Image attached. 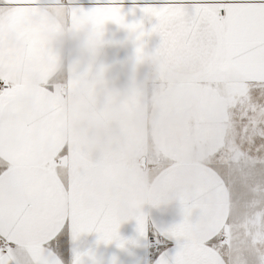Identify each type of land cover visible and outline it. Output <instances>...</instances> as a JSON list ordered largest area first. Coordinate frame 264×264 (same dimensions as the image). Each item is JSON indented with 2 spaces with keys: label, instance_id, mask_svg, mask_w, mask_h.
Wrapping results in <instances>:
<instances>
[{
  "label": "crops",
  "instance_id": "obj_1",
  "mask_svg": "<svg viewBox=\"0 0 264 264\" xmlns=\"http://www.w3.org/2000/svg\"><path fill=\"white\" fill-rule=\"evenodd\" d=\"M133 2L66 0L68 19L62 0H0V56L21 81L6 115L54 127L91 196L127 211L141 204L158 219L192 200L206 222L222 200L233 208V179L239 167L251 169L241 155L248 144L230 125L228 99L196 65L164 52ZM141 74L153 101L134 84ZM149 146L173 167L154 185L133 165ZM120 231L136 235L133 223ZM98 239L94 232L69 237L66 264L73 248L103 264L113 256L134 264L143 255V247L125 251Z\"/></svg>",
  "mask_w": 264,
  "mask_h": 264
},
{
  "label": "snow or ice",
  "instance_id": "obj_2",
  "mask_svg": "<svg viewBox=\"0 0 264 264\" xmlns=\"http://www.w3.org/2000/svg\"><path fill=\"white\" fill-rule=\"evenodd\" d=\"M135 2L164 52L196 65L228 99L230 125L248 144L242 158L253 179L264 178V0ZM20 87L0 56V264H66L69 237L77 241L93 232L98 243L125 251L143 247L134 264H264V199L253 200L251 216L238 223L227 199L205 222L192 200L158 219L141 204L127 211L93 197L54 127L6 115ZM126 223L134 224L132 238L121 235ZM71 264L103 261L73 248Z\"/></svg>",
  "mask_w": 264,
  "mask_h": 264
},
{
  "label": "rangeland",
  "instance_id": "obj_3",
  "mask_svg": "<svg viewBox=\"0 0 264 264\" xmlns=\"http://www.w3.org/2000/svg\"><path fill=\"white\" fill-rule=\"evenodd\" d=\"M133 1V6H135L137 9H141V5L135 2V0ZM63 3L67 10V18L70 19L71 12L68 9L69 3L66 4L65 1H63ZM145 78L146 77L141 74V78L135 81L134 84L141 89L147 101H153V97H149V88L144 84ZM66 87V85L62 86V89ZM58 88L60 89V85ZM169 164V162L164 161L160 157L155 148L150 146L143 149L133 161L134 167L141 172L143 177L147 179L150 184L152 183L153 185L163 170L173 168ZM233 180L236 182V202L233 203V216L238 223H243L251 216L252 212L254 211V209H252L250 206L251 202L255 199H264V193H258V188L260 187V184L264 183V178L257 176L256 179H253L250 169L243 170L239 167L238 176ZM144 253L145 249L143 250V255Z\"/></svg>",
  "mask_w": 264,
  "mask_h": 264
},
{
  "label": "built area",
  "instance_id": "obj_4",
  "mask_svg": "<svg viewBox=\"0 0 264 264\" xmlns=\"http://www.w3.org/2000/svg\"><path fill=\"white\" fill-rule=\"evenodd\" d=\"M63 1H66V0H63Z\"/></svg>",
  "mask_w": 264,
  "mask_h": 264
}]
</instances>
